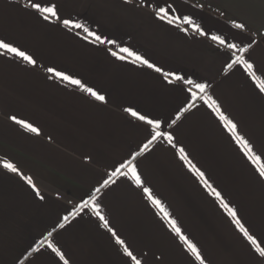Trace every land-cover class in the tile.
Returning <instances> with one entry per match:
<instances>
[{
    "label": "crops",
    "instance_id": "0c3cea01",
    "mask_svg": "<svg viewBox=\"0 0 264 264\" xmlns=\"http://www.w3.org/2000/svg\"><path fill=\"white\" fill-rule=\"evenodd\" d=\"M32 2L54 4L58 18L45 20L29 0H0V40L36 61L30 64L0 49V264H64L46 245L32 250L54 228L49 239L68 264H135L125 247L140 264H200L172 230L169 217L196 244L205 264H264L211 191L219 192L248 232L264 241V177L203 100L176 119L190 100L189 85L173 77L169 83L163 75L173 72L206 83L207 95L253 151L264 156V92L242 65L226 67L235 51L264 79V0ZM160 7L180 19L161 20L156 15ZM184 16L207 35L185 24ZM65 19L116 44L93 42L91 36L86 40L87 33L65 26ZM233 21L246 27L237 29ZM213 35L250 47L246 53L230 50ZM123 47L163 72L133 62L134 57L112 55L127 56L119 52ZM49 68L79 79L105 99L97 100ZM129 108L161 119L160 130L172 134V143L161 137L142 152L151 129ZM180 148L210 187L180 158ZM133 156L142 185L117 175L102 187ZM93 193L108 227L88 208L59 228L63 217Z\"/></svg>",
    "mask_w": 264,
    "mask_h": 264
},
{
    "label": "snow or ice",
    "instance_id": "6c2138e0",
    "mask_svg": "<svg viewBox=\"0 0 264 264\" xmlns=\"http://www.w3.org/2000/svg\"><path fill=\"white\" fill-rule=\"evenodd\" d=\"M29 3L31 7L37 12H39L45 20H48L49 18L55 17L58 18L56 6L54 4H49V6H42L41 3H35L32 2V0H29ZM156 15L161 20H167L169 24H172L174 21L179 20L180 17L171 15L169 8L160 7L158 8ZM183 22L187 25L192 26V29L196 32H199L201 35H207L205 33L200 25L195 24L190 16H184ZM63 24L65 26H72L75 28L83 29L84 32L87 33V35L84 37V39H88L89 36L94 38L93 42H100V43H109V44H116L115 40H103L99 35H97L95 32L90 31L84 24L76 23L72 20L65 19L63 20ZM233 25L237 29H244L246 26L243 23H236L233 21ZM187 31V29H184ZM213 41H216L220 45L225 46L226 48L230 50H236L239 52L246 53L248 51V48L250 46L245 47H239L235 43H226V40L222 36L213 35L211 37ZM0 49H4L7 52L14 53L16 56H19L26 60L30 64H35L36 61L32 58V56L28 55L26 52L21 51L19 48L14 47L11 43H6L4 40H0ZM119 52L127 53V56L119 55L118 52H112L113 56H117L118 59L124 60L127 59L128 56L134 57L133 62H139L144 65H146L149 68L154 69L157 72H163V69L157 67L155 64L150 63L148 59H145L143 56L138 55L137 53L133 52L130 48L123 47L119 49ZM233 58L231 60V63H228L226 65L227 68H232L233 65H242L244 69L247 71L248 75L252 78L253 81H255L257 87L259 88L260 92H264V79H262L260 76H258L254 70V65L249 62L248 59H246L242 55H236L235 51L233 52ZM49 72L54 73L57 77H59L62 80L68 81L74 85H78L80 88H82L85 92L89 93L93 97H95L97 100L103 101L105 97L98 92H96L93 88L86 87L79 79H75L74 77L67 75L64 72L56 71L54 68H49ZM164 79L168 80L169 83L172 81L169 80V77H173L176 81H182L184 84L189 85L187 88V92L190 95V100L187 103L186 107L181 109L180 112L177 114L176 119L180 118V114L184 111H187L190 108L195 107V101L197 99L203 100L204 103H206L212 110L219 116V119L224 123L225 127L228 129V131L232 134L233 138L237 141V143L241 144L243 147L245 154L248 156V159L252 161L253 164H256L258 166L259 175L261 177H264V164L261 163L262 158L264 156L257 155L254 151L252 146L249 144V142L239 133L237 132V125L231 121L227 116L223 114V112L220 110V106L217 104V102L212 99L211 96L207 95V89L208 85L206 83H197L194 80L191 79H185L184 76L178 75L173 72H167L163 73ZM195 89L196 91H194ZM126 111L130 112L132 116L136 117L137 119L145 122L147 125L150 126L151 131L149 132L150 139L147 140V143L143 145L142 152L147 151L149 149V146L152 145L155 141L159 140L161 137L165 138L169 143H172L173 136L170 132L161 131V126L163 121L159 118H149L148 115H141L139 112L133 110L132 108L127 109ZM15 119V117H13ZM21 123L24 127H26L29 131L38 132L39 130L34 128L31 124L26 123L24 121H18ZM172 123H175V120L172 121ZM180 158L184 161H186L190 168L195 172V174L201 179L204 180L206 186L210 187V185H207V181L204 178V173L201 172L199 169L195 168L194 165L191 164V162L188 160L187 154L184 152L183 148L179 149ZM135 157L133 156V159L126 160L119 164L118 167L111 173L108 179H105L103 181L102 187H107L110 183H113L112 177H115L117 175H122L125 177L131 178L133 181H135L137 186H141L143 181L141 180V177L137 171L136 165L133 163V160ZM5 168L10 169L12 172H17L18 169L11 163H5ZM126 170V171H125ZM28 180L29 184H32V181L30 178H26ZM33 187H35L33 185ZM144 191L148 193V198L151 200L155 205L158 207H161V210L164 211L165 217H168V213L163 209V206L161 205V202L157 199H155L152 194L151 190L148 188H145ZM212 194L215 195L218 199H220L221 203L225 208L228 209L229 215L233 218V221L237 224L240 231L243 233L244 237L247 239V241L253 246L255 249V252L259 254L260 257L264 258V241H258V239L251 235L248 230L240 223L239 219L237 218V213L235 209L229 208L228 205L223 201L222 197L220 196V193L217 192L215 189H211ZM100 188L95 189V193H99ZM95 193L91 194L88 199L82 200V203L78 205L76 208H74L71 212H69L68 215L63 217L64 223H60L58 225L59 228H63L65 224L68 222L69 217H74L79 215L81 212H83L85 209L91 208V210L99 217L101 221L104 223V227H108V222L105 219V217L100 212V204L97 203V196ZM38 194V193H37ZM169 223L172 228V230L179 236L181 241L187 246L188 250L195 256L197 260L200 261V264H205L204 258L201 256V253L199 249L197 248L196 244H194L191 240L188 239L187 236L183 235L181 232V229L176 225V221L172 220L169 217ZM55 231V228L53 229V232ZM53 232H48L47 237L40 241V247L33 248L32 250L34 252H39L40 248L44 247L45 245L47 248L51 249L52 252H54L57 256L60 257L61 260L64 261V264H68V261L64 258V254L60 251V249L49 239L52 237ZM113 235L115 233L113 232ZM116 242L118 244L123 245L124 241L121 240L119 237H116ZM125 253L132 258V260L135 261V264H140V261L136 259L135 256H133L132 252L128 250L127 247L124 248Z\"/></svg>",
    "mask_w": 264,
    "mask_h": 264
}]
</instances>
